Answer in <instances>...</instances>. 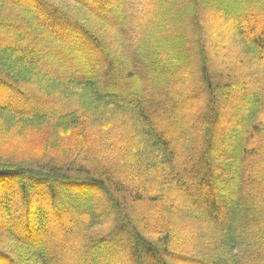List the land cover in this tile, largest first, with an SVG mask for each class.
<instances>
[{
    "label": "trees",
    "instance_id": "trees-1",
    "mask_svg": "<svg viewBox=\"0 0 264 264\" xmlns=\"http://www.w3.org/2000/svg\"><path fill=\"white\" fill-rule=\"evenodd\" d=\"M64 262L264 264V0H0V264Z\"/></svg>",
    "mask_w": 264,
    "mask_h": 264
},
{
    "label": "rangeland",
    "instance_id": "rangeland-1",
    "mask_svg": "<svg viewBox=\"0 0 264 264\" xmlns=\"http://www.w3.org/2000/svg\"><path fill=\"white\" fill-rule=\"evenodd\" d=\"M140 3V0H137V4ZM12 12H18L17 10L15 9H10ZM205 11L203 12H200V18L203 19V24H204V20L205 18H208L209 16L211 17V14L210 13H207L206 12L204 13ZM213 14H216L218 16L217 13H213ZM222 18V17H221ZM209 21H211L210 18H208ZM207 19V20H208ZM224 19L222 18V21ZM222 21L220 22V24L218 25L217 24V27L215 26H211L212 24H209L207 21L205 22L207 24V27H208V31H207V36L204 37V42H206V45H207V53L214 57L218 54L219 52V48H220V43H225V39L224 37H228L227 35L230 34L229 31H231V28H229L228 26L226 27L225 24L226 22L223 21V24H222ZM8 33L10 32H13V30L11 29H8L7 31ZM16 34H19L21 36V32L17 31ZM15 35V34H14ZM63 42L66 43L65 46L67 47V50L70 49V44H74L75 39L73 40H69L68 42H66V40L63 39ZM77 51V50H76ZM79 53H82V52H79ZM83 54V53H82ZM83 56V55H82ZM193 56V54H192ZM194 57V56H193ZM196 57V56H195ZM194 57V58H195ZM84 58V57H83ZM18 72V71H16ZM15 72V73H16ZM32 87V86H31ZM34 88V87H33ZM35 89V88H34ZM33 89V90H34ZM16 97V96H15ZM18 98H20L19 96H17ZM16 99V98H15ZM20 100H22V98H20ZM190 100V99H189ZM192 103L194 100H190ZM28 103H30V101L28 100L27 101ZM188 102V101H187ZM194 105V103H192V106ZM63 194L65 195V198H66V202L70 205V206H80L82 204V202H80L79 200H77V197L76 195L72 196L71 194H68L67 192L63 191ZM60 247V246H59ZM64 261V260H63ZM64 264H67L64 262Z\"/></svg>",
    "mask_w": 264,
    "mask_h": 264
}]
</instances>
